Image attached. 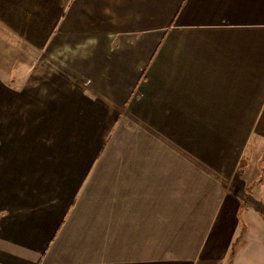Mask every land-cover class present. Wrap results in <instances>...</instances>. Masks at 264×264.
<instances>
[{"label": "crops", "instance_id": "obj_1", "mask_svg": "<svg viewBox=\"0 0 264 264\" xmlns=\"http://www.w3.org/2000/svg\"><path fill=\"white\" fill-rule=\"evenodd\" d=\"M262 130L264 0H0V264H264Z\"/></svg>", "mask_w": 264, "mask_h": 264}, {"label": "rangeland", "instance_id": "obj_2", "mask_svg": "<svg viewBox=\"0 0 264 264\" xmlns=\"http://www.w3.org/2000/svg\"><path fill=\"white\" fill-rule=\"evenodd\" d=\"M250 145H251L250 149L253 155H255V158L254 156L252 157V159H254L253 165L255 164V161L258 159H259L260 165H264V156H262V152H264V130L261 131L260 137L254 142H252ZM242 165H243V162L241 160V162L238 165L239 168H242ZM256 176L258 177V175Z\"/></svg>", "mask_w": 264, "mask_h": 264}]
</instances>
